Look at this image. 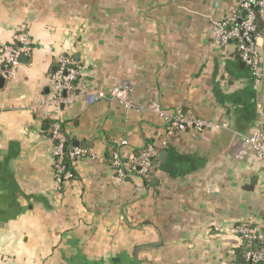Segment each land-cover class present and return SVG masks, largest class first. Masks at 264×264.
I'll list each match as a JSON object with an SVG mask.
<instances>
[{
    "label": "crops",
    "instance_id": "0c3cea01",
    "mask_svg": "<svg viewBox=\"0 0 264 264\" xmlns=\"http://www.w3.org/2000/svg\"><path fill=\"white\" fill-rule=\"evenodd\" d=\"M238 1L0 0V44L19 32L32 42L0 89V264H230L243 249L239 225L264 234V163L239 137L264 123V92L236 46L211 37ZM66 54L84 93L129 86L133 107L83 96L57 111L51 74ZM154 105L230 129L169 134ZM55 120L92 150L62 191ZM148 145L154 174L118 178L113 153L128 159Z\"/></svg>",
    "mask_w": 264,
    "mask_h": 264
},
{
    "label": "built area",
    "instance_id": "2783aa9c",
    "mask_svg": "<svg viewBox=\"0 0 264 264\" xmlns=\"http://www.w3.org/2000/svg\"><path fill=\"white\" fill-rule=\"evenodd\" d=\"M237 9L230 15L213 21L212 43L215 47L226 48L234 44L239 59L249 68L256 88L264 92V31L259 32L256 23L255 7L261 8L264 17V0H239ZM245 15L243 16V14ZM32 42L26 32H19L10 44H0V77L6 82L14 80L21 65L20 56H30ZM81 69L71 55H63L58 66L51 74L52 98L51 102L60 111L61 107L73 105L77 100L86 96L89 105L111 98L126 108H132L131 88L129 86H114L108 93H84L79 85ZM151 111L158 115L165 123L169 134L183 131L205 132L230 129L229 123H218L203 118L173 117L160 105H154ZM244 149L254 152L256 157L264 163V123L260 124L249 135H239ZM51 138L54 143V172L59 190L75 179L74 164L77 160L92 156V150L85 147H68V136L64 133L62 123L55 120L52 123ZM165 144V143H164ZM158 152L154 145H148L140 155L128 159L118 151L112 156L111 166L118 178L126 180L132 178L145 179L156 167L155 158ZM140 186H138L139 188ZM221 231L220 228L216 229ZM240 235L241 245L247 250L241 254L247 264H264V234L255 222H244L235 229ZM261 243L260 249H249L251 245ZM231 263H234L236 251L229 252Z\"/></svg>",
    "mask_w": 264,
    "mask_h": 264
},
{
    "label": "trees",
    "instance_id": "16d2710c",
    "mask_svg": "<svg viewBox=\"0 0 264 264\" xmlns=\"http://www.w3.org/2000/svg\"><path fill=\"white\" fill-rule=\"evenodd\" d=\"M255 13H256V23H257V27H258V31L259 32H263L264 31V17H263V15H262V13H261V8L260 7H255ZM67 146L70 148H72L74 145H73V142L69 139V142H68V144H67ZM142 153V152H141ZM140 153V154H141ZM139 154V155H140ZM113 156V155H112ZM156 159H157V157L155 158V162H156ZM111 161H112V158H111ZM111 161H110V163H111ZM154 174V172H149V174L145 177V179H148L151 175H153ZM262 244L261 243H257L256 245H251L250 246V248H248V250L249 249H260V246H261ZM247 250V248H243V249H241L240 251H236L237 253V255H236V257H235V259H234V263H236V264H241V263H239V256H241V254H243L245 251Z\"/></svg>",
    "mask_w": 264,
    "mask_h": 264
},
{
    "label": "water",
    "instance_id": "95a60500",
    "mask_svg": "<svg viewBox=\"0 0 264 264\" xmlns=\"http://www.w3.org/2000/svg\"><path fill=\"white\" fill-rule=\"evenodd\" d=\"M245 15V13L243 14V16ZM23 59H26L25 58V56L24 55H21L20 56V62H21V60H23ZM5 83H6V80L3 78V77H0V89H2L3 88V86L5 85ZM162 156H163V154H162ZM155 170H156V167H154V168H152V172H155ZM256 184V180L254 179V180H252V184H251V186L253 187L254 185ZM239 263H241V264H247V261H246V259H244L242 256H239ZM248 264H251L250 262H248Z\"/></svg>",
    "mask_w": 264,
    "mask_h": 264
},
{
    "label": "rangeland",
    "instance_id": "374dc122",
    "mask_svg": "<svg viewBox=\"0 0 264 264\" xmlns=\"http://www.w3.org/2000/svg\"><path fill=\"white\" fill-rule=\"evenodd\" d=\"M218 20V19H217ZM247 222H248V220H247ZM257 223H258V225L261 227V225H262V228H264V223H263V220L262 219H257ZM260 230H261V232L263 233V231H262V229L260 228Z\"/></svg>",
    "mask_w": 264,
    "mask_h": 264
}]
</instances>
